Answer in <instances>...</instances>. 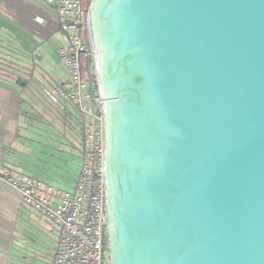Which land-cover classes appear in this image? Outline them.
<instances>
[{"label": "water", "instance_id": "95a60500", "mask_svg": "<svg viewBox=\"0 0 264 264\" xmlns=\"http://www.w3.org/2000/svg\"><path fill=\"white\" fill-rule=\"evenodd\" d=\"M107 264H264V0H90Z\"/></svg>", "mask_w": 264, "mask_h": 264}, {"label": "crops", "instance_id": "0c3cea01", "mask_svg": "<svg viewBox=\"0 0 264 264\" xmlns=\"http://www.w3.org/2000/svg\"><path fill=\"white\" fill-rule=\"evenodd\" d=\"M65 39L46 0H0V264H53L58 230L22 203L5 174L74 189L86 153L83 119L61 96L66 74L57 51ZM91 95L95 87L90 83ZM91 114L100 106L87 103Z\"/></svg>", "mask_w": 264, "mask_h": 264}, {"label": "built area", "instance_id": "2783aa9c", "mask_svg": "<svg viewBox=\"0 0 264 264\" xmlns=\"http://www.w3.org/2000/svg\"><path fill=\"white\" fill-rule=\"evenodd\" d=\"M46 2L55 7L57 27L65 39L64 47L57 51L58 62L66 74L61 96L77 107L83 119L92 118L95 123L84 131L86 153L72 191L60 193L24 175L5 174L2 181L20 195L25 206L57 228L59 240L53 264H107L103 121L101 114L95 116L87 108L90 100L99 106L100 100L97 94L91 95L89 69L80 63L83 55L92 60L86 21L88 7H82V0Z\"/></svg>", "mask_w": 264, "mask_h": 264}, {"label": "trees", "instance_id": "16d2710c", "mask_svg": "<svg viewBox=\"0 0 264 264\" xmlns=\"http://www.w3.org/2000/svg\"><path fill=\"white\" fill-rule=\"evenodd\" d=\"M89 1L88 0H82V7L84 9H86L89 5ZM82 38L84 39L85 38V32L82 33ZM81 65L85 66L87 69L90 70V65H92V60L90 58V56H86V55H83L81 57V61H80ZM93 82V81H91Z\"/></svg>", "mask_w": 264, "mask_h": 264}, {"label": "rangeland", "instance_id": "374dc122", "mask_svg": "<svg viewBox=\"0 0 264 264\" xmlns=\"http://www.w3.org/2000/svg\"><path fill=\"white\" fill-rule=\"evenodd\" d=\"M89 79H90V81H89V84L90 83H93L94 84V87H95V93L98 95V90H97V86H96V81H95V76H94V65H93V62H92V65H90V70H89ZM91 81H93V82H91ZM96 96V95H95ZM90 103H91V100H90ZM76 107V106H75ZM76 109H77V107H76ZM77 111H78V109H77ZM93 119L92 118H89V121H91V122H93L92 121ZM105 249V251L107 252V247H105L104 248Z\"/></svg>", "mask_w": 264, "mask_h": 264}]
</instances>
